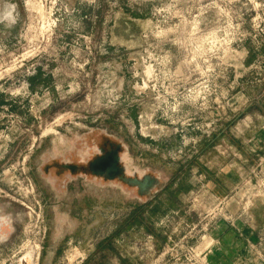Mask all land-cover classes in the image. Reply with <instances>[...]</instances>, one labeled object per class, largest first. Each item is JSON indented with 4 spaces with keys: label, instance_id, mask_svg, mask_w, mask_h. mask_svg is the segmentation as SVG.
Instances as JSON below:
<instances>
[{
    "label": "rangeland",
    "instance_id": "374dc122",
    "mask_svg": "<svg viewBox=\"0 0 264 264\" xmlns=\"http://www.w3.org/2000/svg\"><path fill=\"white\" fill-rule=\"evenodd\" d=\"M0 218V264H264V0H0Z\"/></svg>",
    "mask_w": 264,
    "mask_h": 264
},
{
    "label": "flooded vegetation",
    "instance_id": "af4514ba",
    "mask_svg": "<svg viewBox=\"0 0 264 264\" xmlns=\"http://www.w3.org/2000/svg\"><path fill=\"white\" fill-rule=\"evenodd\" d=\"M120 147L118 145H113L110 143H105L100 148V153L89 161L86 167H79L74 164H63L61 169L68 170L70 173L74 174L79 170H87L94 175L100 177H105L109 180H115L117 178L123 177L124 168L120 160ZM7 220L0 218V240L5 238L2 232V225Z\"/></svg>",
    "mask_w": 264,
    "mask_h": 264
},
{
    "label": "water",
    "instance_id": "95a60500",
    "mask_svg": "<svg viewBox=\"0 0 264 264\" xmlns=\"http://www.w3.org/2000/svg\"><path fill=\"white\" fill-rule=\"evenodd\" d=\"M132 184L138 185L142 190H145L149 187H152L155 185L156 181L152 178H145L143 180H131Z\"/></svg>",
    "mask_w": 264,
    "mask_h": 264
}]
</instances>
